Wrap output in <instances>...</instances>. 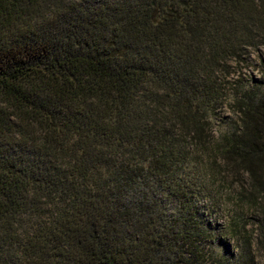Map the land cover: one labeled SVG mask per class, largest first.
<instances>
[{"label":"trees","instance_id":"1","mask_svg":"<svg viewBox=\"0 0 264 264\" xmlns=\"http://www.w3.org/2000/svg\"><path fill=\"white\" fill-rule=\"evenodd\" d=\"M261 47L264 0H0V264H256Z\"/></svg>","mask_w":264,"mask_h":264},{"label":"rangeland","instance_id":"2","mask_svg":"<svg viewBox=\"0 0 264 264\" xmlns=\"http://www.w3.org/2000/svg\"><path fill=\"white\" fill-rule=\"evenodd\" d=\"M262 56L264 57V47H261ZM240 71L243 72L244 77L250 78V77H255V78H260L264 76V64L261 61L260 55L258 54L257 51H252L247 58V60L244 62V64L241 66ZM236 76L234 75V78ZM226 114H231L232 115V108L230 106H227L225 110ZM253 222H255L253 220ZM256 264H264V256L261 252H257V257H256Z\"/></svg>","mask_w":264,"mask_h":264}]
</instances>
